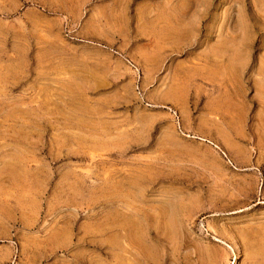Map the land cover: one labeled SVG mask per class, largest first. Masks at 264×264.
Instances as JSON below:
<instances>
[{"label": "rangeland", "instance_id": "1", "mask_svg": "<svg viewBox=\"0 0 264 264\" xmlns=\"http://www.w3.org/2000/svg\"><path fill=\"white\" fill-rule=\"evenodd\" d=\"M0 264H264V0H0Z\"/></svg>", "mask_w": 264, "mask_h": 264}, {"label": "bare ground", "instance_id": "2", "mask_svg": "<svg viewBox=\"0 0 264 264\" xmlns=\"http://www.w3.org/2000/svg\"><path fill=\"white\" fill-rule=\"evenodd\" d=\"M216 241L219 242V243H221V241H219V240H216ZM207 255H208V254H207ZM216 259H218V258H215V260H216ZM211 260H212V259H211Z\"/></svg>", "mask_w": 264, "mask_h": 264}]
</instances>
